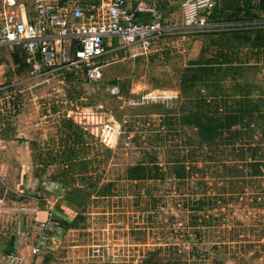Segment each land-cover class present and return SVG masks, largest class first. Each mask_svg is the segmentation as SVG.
Masks as SVG:
<instances>
[{
	"label": "rangeland",
	"instance_id": "374dc122",
	"mask_svg": "<svg viewBox=\"0 0 264 264\" xmlns=\"http://www.w3.org/2000/svg\"><path fill=\"white\" fill-rule=\"evenodd\" d=\"M258 1L145 0L167 35L146 52L114 39L93 83H36L0 47V264H264V136L201 147L183 115L214 89L181 92L190 62H222L237 67L219 76L229 94L264 115V50L243 35L264 28ZM142 160L186 177L130 178ZM48 211L60 223L40 229Z\"/></svg>",
	"mask_w": 264,
	"mask_h": 264
},
{
	"label": "built area",
	"instance_id": "2783aa9c",
	"mask_svg": "<svg viewBox=\"0 0 264 264\" xmlns=\"http://www.w3.org/2000/svg\"><path fill=\"white\" fill-rule=\"evenodd\" d=\"M144 2L0 0V47L24 54L27 79L36 83L63 82L69 74L93 83L102 77V57L115 49L114 39L118 47L146 52L167 35L169 28L159 18L137 17ZM189 11V21L203 23L201 16L194 18L196 8ZM37 220L44 230L60 223L51 211Z\"/></svg>",
	"mask_w": 264,
	"mask_h": 264
},
{
	"label": "trees",
	"instance_id": "16d2710c",
	"mask_svg": "<svg viewBox=\"0 0 264 264\" xmlns=\"http://www.w3.org/2000/svg\"><path fill=\"white\" fill-rule=\"evenodd\" d=\"M258 2V8L263 12L264 0ZM234 9L243 10L237 6H234ZM144 11L145 8L143 7L137 17L141 20H148L144 16ZM247 14L249 13L247 12ZM232 35L238 38L240 32L232 33ZM243 35H246V40H249L251 46L256 50H264V28H255ZM15 52L14 58L19 61L18 53ZM236 69L237 67H227L222 62L212 63L209 60L203 61L200 58L190 62L183 72L181 78V92L183 94L194 88L197 83L214 89V92L209 96H203L200 99L192 97L191 107L193 108L189 109L187 115H183L187 121L186 123L196 128L201 147L211 148L217 146V144L219 145L220 141L225 139L240 140V133L249 130L260 131L264 136V115L257 113L260 110L258 101L251 98L248 91L243 89L239 91V85L237 84H234L233 88L238 89L237 91L240 94H238V98H233L229 94V89L225 87L219 77L229 71L236 73ZM259 117L263 119L262 122H260ZM185 171L184 163L179 160H175L169 167L162 166L156 160L149 163L142 160L127 168L128 176L132 179L145 177L160 179L165 178L167 175L183 179L186 177ZM40 218L42 217L38 219Z\"/></svg>",
	"mask_w": 264,
	"mask_h": 264
}]
</instances>
